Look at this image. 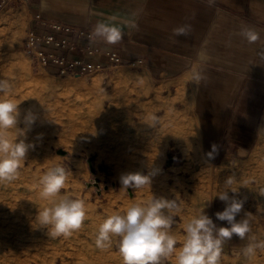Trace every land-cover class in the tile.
<instances>
[{"label":"rangeland","instance_id":"obj_1","mask_svg":"<svg viewBox=\"0 0 264 264\" xmlns=\"http://www.w3.org/2000/svg\"><path fill=\"white\" fill-rule=\"evenodd\" d=\"M52 1L12 0L0 8V78L13 81L12 98L20 104L22 114L31 109L38 115L24 137L33 147L19 176L11 183H0V264H122L114 239L111 247L95 246L97 226L106 216L123 213L128 205L152 195L178 203L177 194L164 193L167 167L194 157L197 148L204 145L199 118L202 109L208 115L213 107H201L198 91L178 94V88L163 89L159 76L151 74L143 58L131 60L141 61L134 66L122 58L118 66H110L104 59L89 57L87 61L103 66L90 75L70 71L61 74L35 66L26 50L30 29L33 30L29 22L34 12L32 4H43L41 11L35 12L45 15L42 17L47 22L77 29L62 21L70 12L49 9ZM58 1L83 3L82 6L89 2ZM72 54L73 59L83 57L78 51ZM232 93V98L239 97L238 91ZM153 114L158 117L154 127L149 119ZM61 150L64 155L58 153ZM261 161L259 155L235 164L213 166L202 173L200 190L206 194L199 206L218 198L215 195L229 176L236 179L235 194L241 196L248 190L264 196ZM53 164L68 169L62 194L82 199L87 213L79 230L57 238L48 235L35 220L37 211L48 203L39 196L37 180ZM129 172H151L150 186L125 191L119 177ZM238 252L231 256H242Z\"/></svg>","mask_w":264,"mask_h":264},{"label":"crops","instance_id":"obj_2","mask_svg":"<svg viewBox=\"0 0 264 264\" xmlns=\"http://www.w3.org/2000/svg\"><path fill=\"white\" fill-rule=\"evenodd\" d=\"M82 4L54 0L48 7L70 12L62 21L77 29H92L97 21L107 22L113 15L118 17V22L134 21L137 27H124L126 35L121 43L109 46L79 41V44L106 48L103 52L116 51L125 62L143 58L151 74L159 76L163 89L178 88V94L198 91L201 107L209 110L213 107L208 115L202 109L199 118L204 145L197 148L194 157L167 167L164 193L180 197L178 204L182 212L173 225L178 242L183 239L184 223L204 206V213L218 227H227L225 221L217 220L214 215L225 207L219 198L199 206L206 194L200 190V175L213 166L235 164L259 155L264 163V149H261L264 134L258 131L264 118V0H89L86 6ZM42 5L32 4L34 12L29 22L34 31L49 32L48 27L34 20L35 11H41ZM184 23L191 25V34L173 38L172 29ZM245 28L259 33L260 39L247 43L239 35ZM201 52L206 57L203 60L198 57ZM237 59L239 62H234ZM197 71L203 76L198 84L192 80V74ZM234 91L239 92L237 99L232 98ZM178 100L184 102L180 96ZM213 145L218 150L209 158L206 154ZM234 195L244 200L236 220L250 213L249 236L264 240V196L248 190L241 196ZM247 242L233 235L224 245L221 264H264V250H258L251 261L243 256H231ZM164 264H174V259L168 258Z\"/></svg>","mask_w":264,"mask_h":264},{"label":"clouds","instance_id":"obj_3","mask_svg":"<svg viewBox=\"0 0 264 264\" xmlns=\"http://www.w3.org/2000/svg\"><path fill=\"white\" fill-rule=\"evenodd\" d=\"M124 27L134 29L137 25L130 20L118 22V17L113 15L108 17L107 22L97 21L87 39L92 43L116 45L126 35ZM190 34L191 25L187 23L172 29L173 38ZM239 35L249 44L260 39L259 33L246 28L241 29ZM198 57L202 60L206 58L203 52ZM202 79L199 71L192 74V80L197 84ZM13 91V81L0 78V183H11L19 176L27 153L33 147L31 143L25 142V134L38 119L37 113L31 109L21 113L20 104L12 98ZM149 119L152 127L158 122L155 114ZM258 131H264V128ZM217 150L213 145L212 151L206 155L212 158ZM67 176L68 169L65 166L53 164L37 180L39 196L48 203L37 211L35 220L52 238L68 236L79 230L87 215L82 199L62 194ZM151 176V172H129L119 177V183L125 191L142 189L150 186ZM235 180L234 176L226 178L222 190L215 195L224 202L225 207L214 215L217 220L225 221L227 227H218L204 213V206L184 223L183 239L178 242L173 234V225L177 222L175 218L182 212L181 206L176 200L152 195L143 202L128 205L123 213L103 218L96 229L95 246L99 249L111 247L115 238L122 264H164L168 258L174 259V264H221L224 245L235 235L240 240H248L240 249V255L251 261L258 250H264V240L249 236L252 222L250 213L236 220L244 200L229 195V192H238V188L233 187Z\"/></svg>","mask_w":264,"mask_h":264},{"label":"built area","instance_id":"obj_4","mask_svg":"<svg viewBox=\"0 0 264 264\" xmlns=\"http://www.w3.org/2000/svg\"><path fill=\"white\" fill-rule=\"evenodd\" d=\"M12 0H0V7L8 4ZM37 24L48 27L51 31L36 32L31 30L26 50L33 59L34 65L39 68H50L59 71L61 74L70 71L72 74H92L97 70H102L103 66L97 61H87L89 57H100L103 50L99 48H88L79 45V41H89L87 39L91 30L76 29L70 26L47 22L39 14L34 15ZM75 36V39H74ZM78 51L82 53L81 58L73 59L69 54ZM104 55L110 66H118L121 58L114 51H106ZM141 63L140 60L129 62L130 66ZM233 254L238 255L239 252Z\"/></svg>","mask_w":264,"mask_h":264},{"label":"bare ground","instance_id":"obj_5","mask_svg":"<svg viewBox=\"0 0 264 264\" xmlns=\"http://www.w3.org/2000/svg\"><path fill=\"white\" fill-rule=\"evenodd\" d=\"M27 0H23V2H26ZM3 6H1L0 8H2ZM30 32H31V30H30ZM36 32H43V31H36ZM30 34V33H29ZM80 45V44H79ZM80 46H83V47H88L87 45H80ZM89 48V47H88ZM106 52V51H105ZM114 52H116V51H114ZM117 53V52H116ZM80 55H82V53H79ZM118 54V53H117ZM119 55V54H118ZM101 58H103L105 61H107V59H106V57H105V55H104V52H103V54L100 56ZM119 57H120V55H119ZM121 58V57H120ZM112 66H114V65H112ZM61 154V153H60ZM62 155H64V154H62Z\"/></svg>","mask_w":264,"mask_h":264},{"label":"water","instance_id":"obj_6","mask_svg":"<svg viewBox=\"0 0 264 264\" xmlns=\"http://www.w3.org/2000/svg\"><path fill=\"white\" fill-rule=\"evenodd\" d=\"M58 153L64 154V151L61 150V151H58ZM91 170H92V169H91Z\"/></svg>","mask_w":264,"mask_h":264}]
</instances>
